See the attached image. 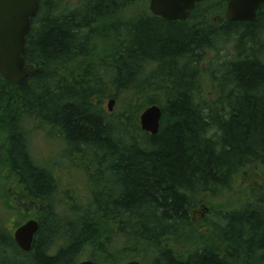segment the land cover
<instances>
[{"label": "trees", "instance_id": "1", "mask_svg": "<svg viewBox=\"0 0 264 264\" xmlns=\"http://www.w3.org/2000/svg\"><path fill=\"white\" fill-rule=\"evenodd\" d=\"M140 1L82 0L67 12L65 3L39 0L24 52L34 71L15 85L0 76L8 113L0 134L12 185L24 186L22 194L8 191L10 203L18 213L40 205L43 214L29 253L10 233L0 235V264H77L83 253L96 264H264L258 187L238 209L212 216V236L193 221L199 205L233 189L251 164L263 174L264 5L253 22L221 20L212 28L205 20L212 11L199 9L208 0L179 25L160 22L147 6L136 20L122 21L120 11ZM219 42L234 44V60L215 72L225 83L208 102L198 84L200 61ZM108 98L125 104L107 115L101 106ZM150 105L162 112L155 136L139 122ZM32 114L59 129L68 154H82L81 168L92 175L84 204L73 199L68 217L53 211L52 176L34 164L19 126Z\"/></svg>", "mask_w": 264, "mask_h": 264}, {"label": "rangeland", "instance_id": "2", "mask_svg": "<svg viewBox=\"0 0 264 264\" xmlns=\"http://www.w3.org/2000/svg\"><path fill=\"white\" fill-rule=\"evenodd\" d=\"M58 1L61 3V6H63L65 3V10L67 12H72L77 9H80L83 5L82 0ZM223 1L224 0H208L201 4V6L199 7L202 13H204L205 10L212 11L211 14H207L208 12H205L207 16L205 17L206 23L209 24L211 28L213 26H217L219 24V21L224 20L226 2ZM149 2L150 0H141L137 4V6L135 5L136 3H133L126 9L120 11L122 21H127L129 19L136 20L139 13L142 12V9L140 8H145L147 6L148 10ZM149 24L155 25L154 23ZM169 26L171 25L165 24L164 28L168 29ZM163 31L164 33L170 35V30ZM173 36L176 35L173 34ZM102 44L105 46L111 45L110 42H108L106 39L102 41ZM233 47V43L228 42L223 45L222 42H219L217 46H214L212 48H205L202 52L204 54L200 62H202L201 71L204 73L198 75L200 79L198 84L202 89L201 93L203 98L208 102H213L215 97L218 95V89L216 88V86L222 87V85L225 83L224 81L218 80L219 77H222V75H215V72L217 73V71H219L221 72V74H223L224 70L220 67V65L225 62H231L232 60H234ZM172 61L173 57L166 59L162 68L166 70V68ZM153 69L154 66L149 65L146 69V73L149 72L148 74H150V72H154L151 71ZM197 69L200 70V64L197 67H194L195 71H197ZM194 70L192 69V73H194ZM189 79H191L192 81L196 80V78L193 76H189ZM213 87H215L216 89H213ZM110 92H112V90H110ZM0 99L2 100L0 103V108L2 109L3 113L7 114V108L3 107L5 97H3L2 95ZM109 100L110 98L105 99L101 106L103 110L106 111L107 115L116 113L117 110L121 109L125 104L123 100H115L116 102L113 106L112 112H109L107 109V103ZM3 113L0 112V118L3 117ZM43 123L40 118L32 114L23 117L22 121L20 120L19 126L22 128L27 148L33 159L34 164H36L41 169H44L46 171L49 170L51 174H53L55 178H57L56 181H54L55 192L52 194L53 197L51 195L52 199L50 203L53 208V211L56 214L61 213L65 214L66 217H68L69 211L66 212V210H69L70 202L73 199L79 205L84 204L83 202L89 192V177H91L92 175H85V171L81 168V161L83 160V155L78 153L69 155V149L64 146V143L62 142L61 138L57 135L55 130L50 129ZM1 139L2 135L0 134V235H3V233L6 232V234L10 233V235L13 237L14 231L19 226H21L30 219H37V216L40 217L43 213L40 210V205L32 206V209L29 211L26 210L18 213L14 209V205L10 203L9 196L7 195L8 191H13V194H18V192L20 191V194H22L24 186H22L21 189L19 188L20 185L18 184L16 186L12 185L15 181L12 179V177L8 173V170L6 169L7 158L3 156ZM261 168L263 172L262 176L261 170L257 168V166H253V164H251L243 174L237 176V179L234 181L233 184V189L227 190L228 192L224 193V195H217V197L214 196V199H210L211 201L209 203L206 202L204 203V205H199L195 209L193 215L196 224L200 225L208 223L209 227L210 223H213L212 216H215V213L217 211L219 213H225L221 212V210L230 212L233 208L237 207L236 209H238L240 203H243L245 202V200H248V197L250 195L249 191H251L250 189H252V187H258V191L262 195H264V167L262 166ZM91 173H94V170H91ZM255 174H257V176H255ZM9 180H11V182H9ZM8 184L10 187H8ZM52 185L53 184L51 183V186ZM104 195H107V193H105ZM32 211L33 213L30 214ZM218 225V231L221 232L222 227H224V223ZM54 248L55 247L51 248V254H55ZM83 260H88L86 258V253H83L81 255V261Z\"/></svg>", "mask_w": 264, "mask_h": 264}, {"label": "water", "instance_id": "3", "mask_svg": "<svg viewBox=\"0 0 264 264\" xmlns=\"http://www.w3.org/2000/svg\"><path fill=\"white\" fill-rule=\"evenodd\" d=\"M205 0H150L149 10L152 15L167 21H185L188 13L196 4ZM264 0H228L224 20L233 22H253ZM39 9L38 0H0V76L10 84H19L34 71V66L24 60L26 37L31 20ZM114 99L107 103L112 112ZM162 112L160 107L150 105L139 116L141 130L155 136L160 127ZM38 223L30 219L19 226L13 233L16 246L23 252L31 251ZM77 264H96L83 260ZM124 264H141L132 260Z\"/></svg>", "mask_w": 264, "mask_h": 264}, {"label": "flooded vegetation", "instance_id": "4", "mask_svg": "<svg viewBox=\"0 0 264 264\" xmlns=\"http://www.w3.org/2000/svg\"><path fill=\"white\" fill-rule=\"evenodd\" d=\"M39 7H40V2H39ZM38 11H39V9H38ZM148 11H149V13H150V15L152 16V17H154L155 19H158L160 22H162V23H164V22H173L174 24H181V23H183V22H185V21H167V20H163V19H161V18H159V17H157V16H154V15H152V13L150 12V10H149V6H148ZM37 14H38V12H37ZM189 14V13H188ZM37 16V15H36ZM188 17V16H187ZM149 61V60H148ZM143 65H145V64H143ZM55 132L57 133V135L61 138V140H62V142H63V135H62V133H60V131H59V129H57V130H55ZM48 173H50L51 174V172L48 170L47 171ZM51 176H52V179H53V182L54 181H56V179L57 178H55V176L53 175V174H51ZM20 183V188L22 189V184H21V182H19ZM53 184V183H52ZM55 192V191H54ZM54 192H52V194L54 193ZM23 193H24V190H23ZM195 211V210H194ZM194 211H193V215H194ZM197 214V213H196ZM193 221L195 222V218H194V216H193ZM196 223V222H195ZM199 225V224H198ZM202 227L201 228H208L207 229V232L209 233V236H212V232H213V228L211 227V226H206V224H200ZM3 233V232H2ZM5 233V234H4ZM3 233V235L5 236H7V234H6V232H4ZM224 236H225V234H224ZM35 237V236H34ZM225 239H226V236H225ZM32 249V248H31ZM6 249H4V251H5Z\"/></svg>", "mask_w": 264, "mask_h": 264}, {"label": "bare ground", "instance_id": "5", "mask_svg": "<svg viewBox=\"0 0 264 264\" xmlns=\"http://www.w3.org/2000/svg\"><path fill=\"white\" fill-rule=\"evenodd\" d=\"M39 1V0H38ZM37 15V14H36ZM36 17V16H35ZM34 17V18H35ZM225 21V20H224ZM226 22V21H225ZM227 23H229V22H227ZM29 33V32H28ZM25 45H26V43H25ZM115 101V100H114ZM116 102V101H115ZM8 114V113H7ZM7 114H5V113H3L2 115H3V118L4 117H7ZM159 129H160V127H159ZM142 132H144V131H142ZM144 133H147V132H144ZM147 134H149V133H147ZM150 135V134H149ZM219 212H216L215 214H218ZM34 220H36L37 221V223H38V220L37 219H34ZM216 227H214V230H216V231H218V228H219V225L218 224H216L215 225ZM225 226V225H224ZM38 229H39V225H38ZM219 232V231H218ZM220 234H222V233H220ZM222 235H224V234H222ZM200 245H203V243H200V244H198V247L200 246Z\"/></svg>", "mask_w": 264, "mask_h": 264}]
</instances>
